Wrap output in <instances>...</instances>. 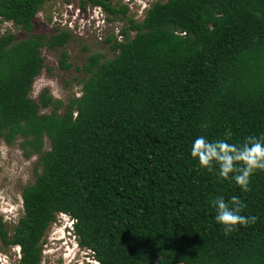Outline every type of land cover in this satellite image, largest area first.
I'll list each match as a JSON object with an SVG mask.
<instances>
[{
	"label": "trees",
	"instance_id": "16d2710c",
	"mask_svg": "<svg viewBox=\"0 0 264 264\" xmlns=\"http://www.w3.org/2000/svg\"><path fill=\"white\" fill-rule=\"evenodd\" d=\"M53 1L0 0L1 21L28 34L0 37V140L21 139L41 167L22 191L17 224L0 218V243L19 249L16 264L43 263L60 215L98 264H264V170L242 192L232 174L190 155L196 136L240 146L264 135V0L156 1L142 22L128 5L76 0L128 25L122 41L109 39L113 58L89 56L82 92L67 102L48 88L33 97L47 68L43 49L72 38L66 29L35 32ZM67 59L63 50L65 70ZM216 196H238L241 214L255 221L225 233L214 220Z\"/></svg>",
	"mask_w": 264,
	"mask_h": 264
},
{
	"label": "rangeland",
	"instance_id": "374dc122",
	"mask_svg": "<svg viewBox=\"0 0 264 264\" xmlns=\"http://www.w3.org/2000/svg\"><path fill=\"white\" fill-rule=\"evenodd\" d=\"M117 7L121 4L130 8L129 17L142 22L147 10L156 1L165 0H111ZM128 25V18L120 17L110 20L100 8L89 6L83 11L79 1L67 3L56 0L46 3L35 19L36 33L49 34L56 29H66L72 32L70 42L56 51L43 49L47 68L35 80L33 97L38 99L44 89L57 99L67 102L73 96H79L86 75L82 72L89 56L101 54L104 59L114 57L109 42L112 37L122 41L120 31ZM13 33L19 39L28 34L10 21L0 19V37ZM136 32H130L133 37ZM68 53L69 69L60 65L62 51ZM21 139L8 145L0 140V218L9 228H13L23 215V189L35 182L41 172L38 156L27 158L22 149ZM50 144L46 141V149ZM73 220L60 215L46 236L44 243V259L42 264H98L87 250L82 249L74 234ZM19 249L6 250L0 243V264H16L19 259Z\"/></svg>",
	"mask_w": 264,
	"mask_h": 264
},
{
	"label": "clouds",
	"instance_id": "9594fccd",
	"mask_svg": "<svg viewBox=\"0 0 264 264\" xmlns=\"http://www.w3.org/2000/svg\"><path fill=\"white\" fill-rule=\"evenodd\" d=\"M190 155L208 171L216 166L219 176L225 179L232 174L231 179L241 191H247L251 174L258 169L264 170V135L260 138H248L240 146L224 139L209 140L203 135L196 136L191 142ZM211 206L214 209V220L225 233L256 219L254 216L241 214L243 205L238 196H231L227 200L223 196H216L211 201ZM158 264H163L162 257Z\"/></svg>",
	"mask_w": 264,
	"mask_h": 264
}]
</instances>
